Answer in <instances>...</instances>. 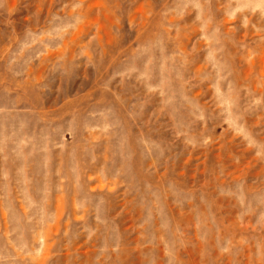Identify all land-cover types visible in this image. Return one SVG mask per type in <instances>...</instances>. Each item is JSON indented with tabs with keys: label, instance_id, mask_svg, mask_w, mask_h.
<instances>
[{
	"label": "rangeland",
	"instance_id": "obj_1",
	"mask_svg": "<svg viewBox=\"0 0 264 264\" xmlns=\"http://www.w3.org/2000/svg\"><path fill=\"white\" fill-rule=\"evenodd\" d=\"M0 264H264V0H0Z\"/></svg>",
	"mask_w": 264,
	"mask_h": 264
}]
</instances>
